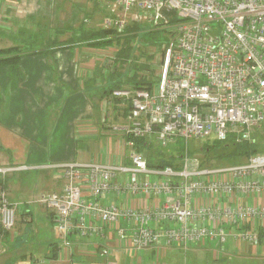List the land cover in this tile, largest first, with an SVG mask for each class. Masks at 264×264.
I'll list each match as a JSON object with an SVG mask.
<instances>
[{
    "label": "built area",
    "instance_id": "2783aa9c",
    "mask_svg": "<svg viewBox=\"0 0 264 264\" xmlns=\"http://www.w3.org/2000/svg\"><path fill=\"white\" fill-rule=\"evenodd\" d=\"M93 1L105 13L104 28L122 33L132 22L167 31L171 38L156 57L159 67L149 84L123 85L106 96L128 103L125 125L111 126L126 136L127 164L50 165L64 184L38 201L50 210L62 242L67 244L72 233L102 237L114 228L130 250L223 247L229 239L259 244L264 237V154L205 166L190 157L187 142L210 134L227 143L256 142L255 132L264 123V0ZM178 138L185 142L184 151L163 157L158 148ZM139 139L144 141L140 149ZM149 158L172 163L149 166ZM4 194L0 187V225L11 230L19 204ZM104 195L113 198L101 202ZM142 196L161 201L125 202Z\"/></svg>",
    "mask_w": 264,
    "mask_h": 264
},
{
    "label": "crops",
    "instance_id": "0c3cea01",
    "mask_svg": "<svg viewBox=\"0 0 264 264\" xmlns=\"http://www.w3.org/2000/svg\"><path fill=\"white\" fill-rule=\"evenodd\" d=\"M74 2L76 5H72ZM74 2L0 0V48L28 44L33 25L37 30L32 33L39 37L33 38V45L41 39L44 45L47 39L53 40L49 49L21 54L16 70L11 65H0V169H6L0 172V183L8 200L19 204L13 229L4 230L0 225V264H216L230 255L231 243L244 254L255 250L254 246L232 239L225 248L206 243L190 244L187 249L169 245L130 250L126 249L128 241L119 238L114 228H107L102 237L72 233L67 244L62 242L64 239L54 230L50 210L37 201L39 193L59 191L64 184L50 165H123L128 162L130 150L126 136L111 127L122 129L125 125L128 103L116 98L106 100L108 88L116 81L95 88L96 72L105 64L96 58L95 50L103 47L77 44L80 27L74 29V8L79 3L88 6L89 1ZM95 8L83 13V28L102 29L98 18L93 25L86 23L95 12L103 19L105 13L96 4ZM47 26L54 28L49 33L40 29ZM12 30L21 35L19 42L17 36L10 35ZM62 31H67L68 36L62 38ZM114 55L115 52L111 55L113 65ZM112 74L115 75L112 72L110 79ZM112 198L104 195L99 200L108 202ZM160 201L144 196L125 199L133 205H155Z\"/></svg>",
    "mask_w": 264,
    "mask_h": 264
},
{
    "label": "rangeland",
    "instance_id": "374dc122",
    "mask_svg": "<svg viewBox=\"0 0 264 264\" xmlns=\"http://www.w3.org/2000/svg\"><path fill=\"white\" fill-rule=\"evenodd\" d=\"M71 2L74 1H78V0H70ZM89 1V5H82L81 3H79V5L77 7H75L74 9L77 10V20L75 25H74V29H76V27H81L82 26V21L84 18L83 13L84 12H90V8H92L93 10H96L97 8H95V4L93 0H88ZM72 5H76V3H72ZM82 5V6H81ZM90 6V8H89ZM91 9V10H92ZM103 11V10H102ZM104 13V11H103ZM94 16L93 18H91L92 20L90 21V17H89V21L86 22L87 24L93 25V23L96 21L95 18H98L100 24H103V20L99 19L98 13L95 12L93 13ZM92 14V15H93ZM34 27V25H33ZM31 28L30 29V36H29V43L25 44H19V48L21 49V53L24 54L26 52H31L32 50L36 51L39 50L41 48H47L49 49V47L47 45H44L43 39H41L39 42H37L36 45L32 44V40L33 38L39 39V37H37L36 33H32V31L36 32V28ZM54 27H40V29L44 31H46L47 33H49V30L53 29ZM65 26H62L61 29H65ZM150 32L149 33H144L145 30H139L138 32L135 31V34L129 36H124V37H120V41L117 43H113L115 44L114 46L111 47H107V48H103V49H96L95 53L97 55V59L102 62L103 60L105 61V64L103 67L99 68V71L96 73L98 76V80H95V88L97 87H102L103 84H106L108 82V85H110L111 82L117 81V79H123L124 75H126L127 71L131 72L130 70H134V67L131 68V66L135 63V64H140L142 63L143 65H148L150 67V70L152 71V75L155 73V71L158 69V63L155 61L156 57H158V53H160V48L161 46L165 43L164 41L166 40H170L171 35L167 32V31H158L156 29H154V27H150ZM68 31V30H67ZM66 31V32H67ZM134 31V30H133ZM39 33V35H42V33ZM66 32L62 31L60 32V34H63L62 38H65L66 36H68V34H66ZM45 33V34H47ZM25 34V33H24ZM10 35H12V37H16L17 36V41L19 42V40L21 39V35H19L18 32H15V30H12V32H10ZM23 35V34H22ZM24 38H27L26 36ZM31 42V43H30ZM66 42V41H65ZM72 42L71 40L69 41V43ZM126 43V48L123 50V54H125V63L124 62H117L115 61L114 65L113 62L111 61L113 53L115 52L116 47L118 46V50L122 47V45ZM117 45V46H116ZM114 47V48H112ZM155 47L157 48V50H155ZM94 49V48H92ZM91 50V49H90ZM46 51H50V50H46ZM32 53H34L32 51ZM149 54V55H148ZM91 55V54H90ZM89 58V54H87V56ZM90 57H95L94 55H91ZM111 61V62H110ZM122 64V65H121ZM124 64V65H123ZM114 67L116 68V71L119 73L117 74V77H115L116 75L112 74L113 77H111V79L109 78V76H111L110 73V69ZM148 68L144 69L147 70ZM148 71V70H147ZM143 73L142 70H140V73ZM94 74V73H93ZM151 76V74H150ZM149 76V77H150ZM149 79V78H148ZM85 80V78H81V81ZM107 92V91H106ZM109 94V93H108ZM107 100V99H106ZM256 136V149H258V153L260 154H264V123L256 130L255 135ZM224 143H226L225 141H222L218 138H216L215 135L210 134L208 135V137H202V138H190L187 142V147H188V152L190 157L194 156V157H198L201 159L202 163L205 166H226V165H232L238 162H243V160H245V157L241 156V155H229L227 156V152L231 149V142H229L228 144L224 145ZM224 145V147H223ZM207 147V151L206 150ZM229 149H227V148ZM185 148V142L183 139L178 138L177 140H175L174 142H171L170 144H168L166 147L164 148H158L159 150H161V153H163V157L168 156L169 154H172L173 152H182L184 151ZM159 153V154H161ZM45 193V192H43ZM42 193H39L38 197H37V201L39 200V198L41 197ZM8 197V196H7ZM42 204V203H41ZM44 206V205H43ZM46 207V206H45ZM16 220V219H15ZM229 241V240H228ZM238 243V241H237ZM229 245V242H227V244L225 243V245H223V247L225 248L226 246ZM233 243L230 244V246L228 247L230 249V255L226 256L224 259H221L220 261H218V263L216 264H264V237L261 240V242L257 245H253L255 247V250H257V252H253L255 250H250L247 253H242V250L240 247H236L233 248ZM222 247V246H221ZM241 250V251H240ZM240 251V252H239ZM208 264H212V263H208Z\"/></svg>",
    "mask_w": 264,
    "mask_h": 264
},
{
    "label": "trees",
    "instance_id": "16d2710c",
    "mask_svg": "<svg viewBox=\"0 0 264 264\" xmlns=\"http://www.w3.org/2000/svg\"><path fill=\"white\" fill-rule=\"evenodd\" d=\"M143 27L139 26L136 23H130L126 29L124 30V33L122 34H117L116 31L114 29H105L102 27L99 29H85L83 28V26H81L79 28V32L78 33V38H77V44H81V42H86L85 45L88 46H92V47H111L114 46L115 44L113 43H117L120 41V37H124V36H131L133 34H135V31L138 32L139 30L141 31ZM134 30V31H133ZM149 30H145L144 33H149ZM125 38V37H124ZM53 44V40L51 39H47V46H51ZM113 44V45H111ZM111 45V46H109ZM126 43H124L122 45V47L118 50V46L115 49V61L117 62H124L125 63V54H123V50L126 48ZM114 48V47H112ZM161 49V48H160ZM33 52H36L34 50H32ZM39 51V50H37ZM27 53H31V52H27ZM21 49L18 48V46H13V47H5V48H0V65L1 64H7V65H11L12 69L16 70L17 68L15 67L16 63L19 61L18 59L21 58ZM149 55V54H148ZM123 64V65H124ZM122 65V64H121ZM134 67V70H130L132 72L127 71L126 75H124V78L121 79L123 80V82L128 85V84H133V85H147L150 83V79L149 76L150 74H152V71L150 70V67L148 65H143L142 63L140 64H133L131 66V68ZM148 68L147 70H144ZM140 70L143 71L140 73ZM115 73L119 74L116 71V68H112L110 69V73ZM145 75V76H144ZM117 79V81L112 84L109 88H108V92H110L113 88H117V87H121L122 86V81ZM107 92V93H108ZM136 141V146L137 148H142L144 146V141L139 139V140H135ZM256 143L257 141L252 144L246 141L243 142H231L229 144H231V149L227 152V156L229 155H241L243 157L246 158L254 153H257L258 149H256ZM228 144L227 142L224 143V145ZM223 145V147H224ZM227 146V145H226ZM229 147V148H230ZM227 148V147H225ZM227 148V149H229ZM207 151V147L206 150ZM143 152V151H142ZM172 160L169 159H165V158H161L158 161L153 162L150 158L148 159V163L147 165L149 166H165V165H171Z\"/></svg>",
    "mask_w": 264,
    "mask_h": 264
},
{
    "label": "bare ground",
    "instance_id": "6f19581e",
    "mask_svg": "<svg viewBox=\"0 0 264 264\" xmlns=\"http://www.w3.org/2000/svg\"><path fill=\"white\" fill-rule=\"evenodd\" d=\"M103 19H104V16H103ZM103 19H101V20H103ZM132 23V22H131ZM103 24H104V20H103ZM103 24H102V27L104 28V26H103ZM136 24H138V23H136ZM139 26H141V27H143L142 29L143 30H149L150 29V27L148 26V25H142V24H138ZM128 26V25H127ZM126 26V27H127ZM105 29H113V28H105ZM126 29V28H125ZM124 29V30H125ZM115 30V29H114ZM124 30H123V32L122 33H124ZM116 31V30H115ZM150 31V30H149ZM116 33H117V31H116ZM122 33H117V34H122ZM162 47H163V45L161 46V49H160V51L162 50ZM246 142H248V141H246ZM250 143V142H249ZM255 142H253L252 144H254ZM142 153V152H141ZM51 168H53V167H51ZM0 187L2 188V190L5 192V194H6V191H5V188L2 186V183H0ZM4 194V195H5ZM6 197H7V195H6ZM44 205V204H43ZM15 218H16V214H15ZM202 245V244H201ZM189 247V246H188ZM187 249V248H186Z\"/></svg>",
    "mask_w": 264,
    "mask_h": 264
},
{
    "label": "water",
    "instance_id": "95a60500",
    "mask_svg": "<svg viewBox=\"0 0 264 264\" xmlns=\"http://www.w3.org/2000/svg\"><path fill=\"white\" fill-rule=\"evenodd\" d=\"M145 152H146V150H143V152H142V153H143V156H145V155H146V153H145Z\"/></svg>",
    "mask_w": 264,
    "mask_h": 264
}]
</instances>
